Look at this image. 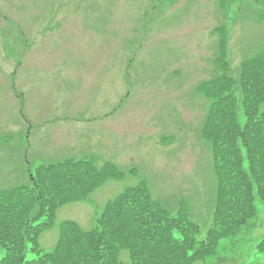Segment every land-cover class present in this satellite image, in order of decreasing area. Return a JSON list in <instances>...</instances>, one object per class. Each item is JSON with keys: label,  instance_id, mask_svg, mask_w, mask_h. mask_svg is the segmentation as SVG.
<instances>
[{"label": "rangeland", "instance_id": "374dc122", "mask_svg": "<svg viewBox=\"0 0 264 264\" xmlns=\"http://www.w3.org/2000/svg\"><path fill=\"white\" fill-rule=\"evenodd\" d=\"M260 2L0 0V190L31 185L37 168L67 159L94 158L126 173L91 201L62 206L40 237L44 252L53 251L62 222L93 228L106 203L141 181L171 214L184 211L199 225L198 241L206 238L216 174L201 135L210 100L198 86L219 73L215 27L229 32L236 79L264 49ZM255 204L247 226L195 264H264V200Z\"/></svg>", "mask_w": 264, "mask_h": 264}, {"label": "trees", "instance_id": "16d2710c", "mask_svg": "<svg viewBox=\"0 0 264 264\" xmlns=\"http://www.w3.org/2000/svg\"><path fill=\"white\" fill-rule=\"evenodd\" d=\"M217 62L224 74L198 88L211 101L202 137L216 174L205 240L198 241L200 227L184 211L171 214L141 182L109 201L93 228L62 222L55 248L44 252L39 237L54 226L59 208L88 201L107 181L124 178L111 163L67 159L37 168L31 185L0 190V264H195L214 255L219 241L239 234L255 216L256 199L264 200V52L242 63L238 79L228 74L224 57ZM257 249L264 254V239ZM29 252L36 258L29 260Z\"/></svg>", "mask_w": 264, "mask_h": 264}]
</instances>
